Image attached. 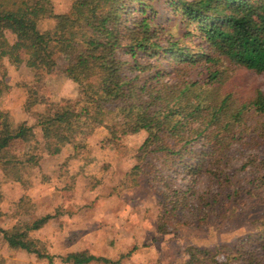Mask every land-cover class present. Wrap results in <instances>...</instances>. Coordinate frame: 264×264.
Segmentation results:
<instances>
[{"label":"trees","instance_id":"16d2710c","mask_svg":"<svg viewBox=\"0 0 264 264\" xmlns=\"http://www.w3.org/2000/svg\"><path fill=\"white\" fill-rule=\"evenodd\" d=\"M50 11L54 25L41 30L27 0H0V98L9 72L6 60L16 68L40 69L59 55L74 81L92 86L91 102L37 114L34 125L0 109V171L20 193L9 198L0 188V219L12 223L0 233L9 247L54 264V256L26 242L30 232L54 218L32 213V174L47 157L64 153L81 159L97 129L111 134L99 141L100 148L112 144L117 136L110 120L122 113L134 116V132L147 134L126 177L133 185L147 177L159 197L158 221L177 218L200 227L227 213L241 218L239 207L264 205L263 161L261 170L256 163L246 173L244 186L235 185L225 168L233 145L264 143V92L256 89L243 99L224 87L232 68L264 73V0H74L64 13ZM6 31L16 36L14 43ZM248 115L252 126L246 125ZM17 141L22 152L12 149ZM177 179L187 185L178 187ZM203 180L208 186L196 191ZM251 225L255 230L233 244L187 247L183 264H264V217ZM62 261L118 264L86 252Z\"/></svg>","mask_w":264,"mask_h":264},{"label":"rangeland","instance_id":"374dc122","mask_svg":"<svg viewBox=\"0 0 264 264\" xmlns=\"http://www.w3.org/2000/svg\"><path fill=\"white\" fill-rule=\"evenodd\" d=\"M48 1L49 3L46 0H27L31 13L40 19L41 30L51 29L54 25V21L49 18L51 8L54 13H64L74 0ZM171 32L179 33L177 29H172ZM6 37L10 43L16 41V36L10 31H6ZM187 46L191 50L196 48L194 42H189ZM6 63L9 72L4 94L0 98V109L9 111L18 122L26 121L29 125H34L37 114L91 102L88 96L92 86L74 81L66 72L65 61L59 55L55 57L53 64L40 69H30L25 64L16 68L8 64L7 60ZM229 74L231 79L224 87L234 89L243 99L251 97L256 89L264 92V73L232 68ZM249 117L248 115L246 125L252 126V117ZM134 123L135 118L130 114L122 113L112 118L110 125L117 136L112 144L101 149L99 141L111 134L97 129L90 138L92 145L82 151V158L78 162L67 159L61 153L57 160L44 163L40 170L32 174L33 182L29 186V199L34 208L32 213L34 216L51 214L54 218L41 229L30 232L26 242L31 249L58 254L72 247L80 253L101 255L106 254L103 248L129 250L133 246V240H142L145 243L153 242L152 247L160 250L161 264H183V256L186 258V254L182 255V251L189 246L214 249L223 241L233 244L239 237L255 230L251 222L254 218L264 217V205L253 204L246 210L239 207L243 213L241 218L229 217L227 213L228 217L218 222L212 218L200 227L183 225L184 222L180 223L177 218L158 221L159 197L149 186L147 177H139L134 185L126 177L133 167L132 157L136 149L147 136L143 130L134 132ZM12 149L22 152L23 144L17 141L13 143ZM37 157L39 158V154L33 157L34 161ZM60 157L63 158L59 161ZM226 160L228 163L225 168L234 184L244 186L247 182L244 178L246 173L252 171L254 164L257 163L258 166L261 161L264 162V143L249 142L245 145L244 141L238 142L229 150ZM243 165H247L245 169H241ZM258 170H261L259 166ZM3 179L4 175L0 171V188L2 186L5 196H18L20 193L14 183ZM176 184L178 187H185L187 182L177 179ZM188 184L194 185L191 182ZM207 186L208 182L203 180L196 184L195 190L200 191ZM213 187L217 191L215 184H212ZM7 211L10 213L11 210ZM11 225L7 217L0 219L1 228L9 229ZM117 242H120L119 245ZM10 248L0 233V264L48 263L46 259L38 260L37 255L25 250ZM56 254L51 255L57 263H63L60 261L62 257ZM125 259H117V262L123 264Z\"/></svg>","mask_w":264,"mask_h":264},{"label":"crops","instance_id":"0c3cea01","mask_svg":"<svg viewBox=\"0 0 264 264\" xmlns=\"http://www.w3.org/2000/svg\"><path fill=\"white\" fill-rule=\"evenodd\" d=\"M56 158L57 157H47L46 163L49 164L50 160H57ZM62 158L63 157H60V159H58V160L60 161V160H62ZM72 160H74V162H78V159H76V158H72ZM79 170H80V168H79ZM14 185H15V183H14ZM15 187H16V185H15ZM119 240H123V239H117V241H119ZM131 240H133V239H131ZM138 240H140V239H138ZM134 242H135V240H133V246L129 250L117 249L114 251V250L109 249V248L108 249L103 248L106 251V254L105 253H103L101 255H95L94 253H92V254L95 256L106 257V258H108L111 261L116 262V263H117V259L122 261L126 258L125 263H123V264H161L162 263V262H160L161 259L159 256L160 250H157L156 248L152 247L153 242L145 243L142 240L137 241L135 243ZM119 243L120 242H117V245H119ZM117 248H121V246H118ZM135 248H137V249L134 251ZM75 252H80V251H77L76 249L70 247L66 251L59 252L58 254L53 253V252H50L48 254H52V255L56 254V255H60L59 257H62V256H67V255L75 253ZM126 254H130V256L126 257L125 256ZM14 258L16 259L17 256H15ZM59 260H60V258H59ZM60 261H62V260H60ZM18 264H21V263H18ZM22 264H24V263H22ZM28 264H30V263H28ZM46 264H50V263L48 262ZM54 264H59V263H57L54 260ZM61 264H74V263H61ZM89 264H106V263L95 261V262H92ZM118 264H120V263H118Z\"/></svg>","mask_w":264,"mask_h":264}]
</instances>
